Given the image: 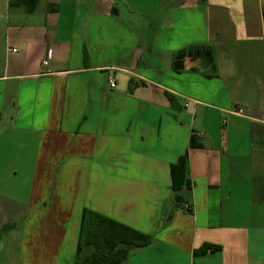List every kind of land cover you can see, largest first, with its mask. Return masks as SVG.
<instances>
[{
    "label": "crops",
    "instance_id": "1",
    "mask_svg": "<svg viewBox=\"0 0 264 264\" xmlns=\"http://www.w3.org/2000/svg\"><path fill=\"white\" fill-rule=\"evenodd\" d=\"M11 1L0 264H73L85 209L153 238L122 264H264V0ZM193 46L214 71H175ZM187 152L183 209L171 166Z\"/></svg>",
    "mask_w": 264,
    "mask_h": 264
},
{
    "label": "trees",
    "instance_id": "2",
    "mask_svg": "<svg viewBox=\"0 0 264 264\" xmlns=\"http://www.w3.org/2000/svg\"><path fill=\"white\" fill-rule=\"evenodd\" d=\"M22 3L28 11L35 9L37 0H12L11 5ZM186 57L200 60L204 68L215 69L213 50L209 46H193L180 51L174 59L175 71L184 69ZM169 99L173 100L169 97ZM190 149L202 148L193 137ZM189 163L188 152L178 162L171 166L172 189L175 193L177 207L185 209L186 202L181 195L185 187H190L187 179ZM192 211V207H186ZM153 238L135 229L123 225L111 218L102 216L90 209H85L82 215L81 229L77 253L73 264H122L130 253L136 249L149 247Z\"/></svg>",
    "mask_w": 264,
    "mask_h": 264
},
{
    "label": "built area",
    "instance_id": "3",
    "mask_svg": "<svg viewBox=\"0 0 264 264\" xmlns=\"http://www.w3.org/2000/svg\"><path fill=\"white\" fill-rule=\"evenodd\" d=\"M43 65H44V66H47V65H48V61H47V60L44 61V62H43ZM108 84H109V86H110L111 89H115V88L117 87V81H116V79H115L114 76H110V77H109V79H108ZM235 113H236V114H242V113H243V110H242V109H236V110H235ZM201 136H202V135H201Z\"/></svg>",
    "mask_w": 264,
    "mask_h": 264
}]
</instances>
